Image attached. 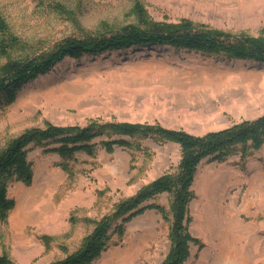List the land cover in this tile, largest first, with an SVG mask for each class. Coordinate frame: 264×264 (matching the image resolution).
Wrapping results in <instances>:
<instances>
[{"label": "rangeland", "instance_id": "374dc122", "mask_svg": "<svg viewBox=\"0 0 264 264\" xmlns=\"http://www.w3.org/2000/svg\"><path fill=\"white\" fill-rule=\"evenodd\" d=\"M136 1L154 21L188 20L264 40V0H0V17L28 46L0 51V71L9 61L51 50L66 36L136 24ZM261 115L262 64L170 47L112 51L65 59L28 82L13 103L0 106V149L25 129L47 123L113 121L203 135ZM125 138L130 147L107 152L98 144L93 155L77 153L71 172L62 169L58 154L45 152L55 144L32 147L27 155L33 167L31 185L13 181L7 188L15 205L0 222V256L10 264L62 259L116 203L177 170L178 144ZM191 189L189 232L197 244H190L184 264L205 263L210 252L219 251L221 242L200 230L204 209L213 204L231 207L238 223L222 243L230 255L219 264H264V143L243 159L235 151L223 162L203 160ZM158 195L155 203L169 211L170 195ZM18 211L24 218L19 219ZM168 217L155 209L133 217L123 236L118 240L114 235L91 264H161L170 248Z\"/></svg>", "mask_w": 264, "mask_h": 264}, {"label": "trees", "instance_id": "16d2710c", "mask_svg": "<svg viewBox=\"0 0 264 264\" xmlns=\"http://www.w3.org/2000/svg\"><path fill=\"white\" fill-rule=\"evenodd\" d=\"M137 23L124 25L116 30L97 34L71 35L61 39L51 50L25 55L9 61L0 71V106L13 103L17 93L28 82L48 73L65 59L78 60L85 56H98L106 52L130 49L170 47L178 50L218 55L227 60L251 61L264 65V40L246 34H231L193 25L188 20L178 23L150 19L140 3L135 2ZM73 24L77 20L70 16ZM2 34L0 51L28 48L13 35L0 17ZM105 137L96 142L97 138ZM153 138L159 142H173L180 147V159L175 172L165 173L142 187L135 195L115 204L113 210L93 222V228L74 251L51 264H91L125 232V223L147 209L157 210L169 219L170 248L161 264H184L190 255V244H197L189 232L188 206L194 197L191 186L198 165L205 159L223 162L235 151L241 159L264 143V115L244 120L229 127L194 135L180 129L131 124L125 122H90L84 126H57L50 123L43 127H30L11 138L0 149V222H5L15 205L8 197V185L21 182L26 186L33 181V167L28 160L32 147H46L45 152L58 154L60 166L71 172L76 154L93 155L99 144L107 152L115 146L130 147L126 139ZM167 193L171 200L169 211L151 202L158 194ZM0 264H10L0 256Z\"/></svg>", "mask_w": 264, "mask_h": 264}, {"label": "bare ground", "instance_id": "6f19581e", "mask_svg": "<svg viewBox=\"0 0 264 264\" xmlns=\"http://www.w3.org/2000/svg\"><path fill=\"white\" fill-rule=\"evenodd\" d=\"M48 182L51 179L47 176ZM210 190V189H209ZM212 191L210 190V193ZM263 199L260 200L262 202ZM232 208H221L218 205L213 204L208 209H204L203 221L201 223L200 230L204 231L207 235H210L215 241L221 242L219 251L210 252L208 254L207 262L202 264H219L226 260L230 255V249H224L222 245L223 241L227 239L229 234L233 230V225L238 227V223L234 215H232ZM19 219L24 218V214L18 211ZM202 218V217H201Z\"/></svg>", "mask_w": 264, "mask_h": 264}, {"label": "crops", "instance_id": "0c3cea01", "mask_svg": "<svg viewBox=\"0 0 264 264\" xmlns=\"http://www.w3.org/2000/svg\"><path fill=\"white\" fill-rule=\"evenodd\" d=\"M157 196H159V195H157ZM157 196H156V198H157ZM151 202H155V199H153ZM149 211V210H148Z\"/></svg>", "mask_w": 264, "mask_h": 264}]
</instances>
